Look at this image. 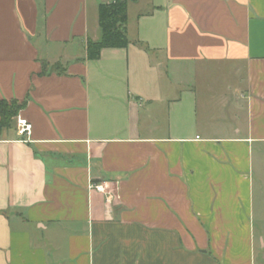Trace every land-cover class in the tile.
<instances>
[{
	"label": "crops",
	"instance_id": "crops-1",
	"mask_svg": "<svg viewBox=\"0 0 264 264\" xmlns=\"http://www.w3.org/2000/svg\"><path fill=\"white\" fill-rule=\"evenodd\" d=\"M113 1L0 0V264H264V0Z\"/></svg>",
	"mask_w": 264,
	"mask_h": 264
},
{
	"label": "trees",
	"instance_id": "trees-1",
	"mask_svg": "<svg viewBox=\"0 0 264 264\" xmlns=\"http://www.w3.org/2000/svg\"><path fill=\"white\" fill-rule=\"evenodd\" d=\"M128 24V0H114L108 4H102L99 8V25L102 31V38L99 42L89 41L87 44V59L98 60L104 49L127 48L130 44L127 32ZM61 65L55 64L49 70L48 64H43V74L58 72ZM24 104L16 101H0V138L6 130L14 125Z\"/></svg>",
	"mask_w": 264,
	"mask_h": 264
},
{
	"label": "built area",
	"instance_id": "built-area-1",
	"mask_svg": "<svg viewBox=\"0 0 264 264\" xmlns=\"http://www.w3.org/2000/svg\"><path fill=\"white\" fill-rule=\"evenodd\" d=\"M17 134L24 142H29L33 131V125L25 118L18 116L16 119ZM92 189L98 192H104V186L92 185Z\"/></svg>",
	"mask_w": 264,
	"mask_h": 264
},
{
	"label": "rangeland",
	"instance_id": "rangeland-1",
	"mask_svg": "<svg viewBox=\"0 0 264 264\" xmlns=\"http://www.w3.org/2000/svg\"><path fill=\"white\" fill-rule=\"evenodd\" d=\"M60 70H63V65H61V67H59ZM49 70H51V66L49 67Z\"/></svg>",
	"mask_w": 264,
	"mask_h": 264
}]
</instances>
